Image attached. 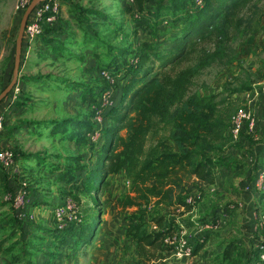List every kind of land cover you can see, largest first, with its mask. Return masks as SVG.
<instances>
[{"label": "rangeland", "instance_id": "obj_1", "mask_svg": "<svg viewBox=\"0 0 264 264\" xmlns=\"http://www.w3.org/2000/svg\"><path fill=\"white\" fill-rule=\"evenodd\" d=\"M25 1L0 0V91L12 79L15 39L28 5ZM56 1L59 19L55 24L58 31L54 33L58 42H65L63 49L69 51L68 56L65 57L64 52L59 57L40 56L43 52L37 46L42 41H37V38L30 46L22 47L19 80L17 76L18 93L14 98L5 97L7 103L4 105L0 102V152L11 156L7 167L0 162V264H146L149 261H155L156 264H226L222 262L219 246L229 240L231 233L235 236L243 232L239 230H243L249 221L247 211L238 204L241 200L244 206L247 199L241 190L260 193L259 197L248 200L253 224L250 226H259L264 219V178L261 184L263 188L257 184L258 177L264 172L261 166L264 157L261 165L256 162L260 149L264 148V0H250L243 7L240 15L243 14L246 20L250 19L251 23L245 31L242 26L241 31L231 37V64L206 68L194 78L191 87V92L200 95L220 93L224 105L235 109L234 114L240 109L246 110L253 119L251 130L244 123L239 136L231 135L228 145L215 156L219 166L215 169L214 183L186 196L194 197L191 210L197 216L186 215L180 219H186L188 224L190 220L202 221L209 227L206 230L209 242L207 248L204 250L203 246L201 251L211 256L202 258V261L171 258L170 254L159 259L157 252L151 260H142L134 243L125 234L128 218L135 209L122 210L116 203V199L122 197L128 189L124 171L114 176L101 177L92 193L85 190L88 176L102 172L97 165L98 150L103 140L99 132L105 128L108 116L105 111L99 117L92 115V104L88 99H92L94 94L97 97V92L100 95L102 90H110L112 98L117 87L124 84L122 79L116 80V75L119 77L122 74L121 63H128L125 57L127 53L135 56L142 52L140 39L145 32L135 27L132 14L127 11L126 2L131 0ZM176 30L166 26L158 35L157 45L165 46V38L171 37ZM73 36L80 38L70 42ZM153 38L155 40V35H150L149 40ZM85 41L87 45H84ZM76 56L77 60L65 62ZM102 67L112 68L115 76L112 85L100 77ZM48 77L53 80L46 81ZM21 84H24V89ZM241 84L247 89L239 93L229 92ZM86 89L92 90V93L86 95ZM28 101L32 102L30 107L31 102ZM37 102H42L39 103L41 109L35 108L39 105ZM12 103H18L25 110L22 116L11 119L15 122H7V117H15L9 111L14 107L10 105ZM47 118L57 120L51 133L46 130L50 125L47 120L44 121ZM78 118L86 120L91 131L85 129L83 134H77L81 141L80 145L74 146L81 152L72 149L68 151L60 144L62 139L71 144V139L63 135H68L67 130L73 128L75 121L79 123ZM21 119L30 121L26 126L27 133L21 132V129L24 130L21 126H16ZM108 124H111L110 120ZM39 130L46 133L38 135ZM95 135H98L97 139L93 140ZM48 150L51 152L49 155ZM56 151L58 154H54ZM73 152H85L84 158L72 156ZM73 169L74 176L71 178ZM55 171L59 173H53ZM256 172L257 176L254 177ZM59 177L72 179L73 184L62 182L56 185L54 182ZM245 182L250 184V189L245 190ZM51 193L54 194V202L58 204L49 200L52 198ZM36 194L37 197H31ZM20 195L26 202L23 206L15 207L14 199ZM68 202L75 206L77 220H69L67 214L64 216L65 230L60 231L62 229L55 226V206ZM211 205L217 211L222 209V213L219 212L218 217L212 214L213 219L209 217L205 221L202 216L208 211L206 207L213 211ZM152 215L163 216L164 226L175 228L174 233H177L179 212L159 206L152 208ZM91 217L96 218L93 223L96 226L95 232L86 244H80L77 239L81 232L80 222L77 221L81 219L82 222ZM222 218L225 220L223 223L220 222ZM153 224L146 221L147 232H154ZM70 226L74 227L75 232L71 231ZM229 228H232V232ZM258 231L261 236L260 229ZM251 237H257L256 230L252 231ZM111 250L114 255L108 261H103L101 256ZM238 252L242 254L243 263L251 264L242 247L238 248Z\"/></svg>", "mask_w": 264, "mask_h": 264}, {"label": "trees", "instance_id": "obj_2", "mask_svg": "<svg viewBox=\"0 0 264 264\" xmlns=\"http://www.w3.org/2000/svg\"><path fill=\"white\" fill-rule=\"evenodd\" d=\"M249 1L201 0L198 4L197 0H131L127 6L135 27L145 32L140 39L142 52L135 56L126 52L128 63H121L122 74L116 75V80L126 81L119 91L118 102H121L118 106L114 92L104 110L108 116L105 128L99 132L103 140L97 155L102 172L88 176L85 190L92 193L103 176L126 173L128 189L116 203L122 210L135 209L128 218L125 234L142 260H151L156 252L157 258L163 259L173 249L165 239L174 234L175 228L164 226V217L153 216L152 208L187 211L191 205L185 202L186 196L214 183L215 169L219 166L215 156L229 143L235 109L224 105L220 93L200 95L191 92V87L194 78L206 68L231 64V37L242 26L244 31L250 27L251 20L240 15ZM58 19L59 14L56 22L43 24L37 40L51 41L45 36L58 31L55 26ZM166 26L177 30L165 38V46L161 47L157 45L158 35ZM150 35H155V40H149ZM243 85L229 92H242L247 89ZM94 97L95 94L88 99L92 105L97 103ZM83 127L91 131V126ZM72 134L69 139L81 141L78 132ZM95 219L77 221L80 222L81 232L77 237L80 244H86L93 236ZM147 220L154 223V232L146 231ZM190 244L192 255L203 247V241L194 244L190 240ZM238 248L241 246L234 240L226 241L221 251L222 262L246 264ZM248 253L247 260L253 264L257 252Z\"/></svg>", "mask_w": 264, "mask_h": 264}, {"label": "crops", "instance_id": "obj_3", "mask_svg": "<svg viewBox=\"0 0 264 264\" xmlns=\"http://www.w3.org/2000/svg\"><path fill=\"white\" fill-rule=\"evenodd\" d=\"M128 5H130V1H128V2H126ZM63 30L65 31V33H68V31H67V29L65 28H63ZM69 36V35H68ZM46 38H51V41H49V42H39V44H40V46H37V48L38 49H40V52H43V53H40V56H56V57H59V56H62L61 54H62V52H64L63 54H64V56L66 57V56H68V54H69V51H67V50H64L63 48H64V43L65 42H63V43H59L57 40H56V34L54 33V32H51L50 34H49V36H45ZM65 37V34H64V36H63V38ZM62 38V39H63ZM80 38V36L79 37H71L70 38V42H73V41H78V39ZM38 41V40H37ZM91 44V43H90ZM84 45H87V43H86V41L84 42ZM74 59L75 60H77L78 59V57L76 56L75 58H72V59H66L65 60V62L67 63V62H69V61H74ZM93 63L95 64V62L93 61ZM21 66V65H20ZM101 67V66H100ZM111 68V67H110ZM102 69H104V67H102ZM106 69V68H105ZM21 72V69L19 68V73ZM22 75V74H21ZM18 76H19V78H18V80L20 79V75L18 74ZM45 78H42L41 80H44ZM50 80H53V79H51V77H48L47 79H46V81H50ZM123 80V82L125 83L126 81H125V79H122ZM35 81H38V80H35ZM62 82H64L65 80H64V78H62V80H61ZM53 82V81H52ZM121 86H123V83H122V85H120V86H118V89H116V91H115V94L117 93V96H116V103L118 102V97H120V88H121ZM24 87V84L22 85L21 84V88H23ZM24 89V88H23ZM76 90H78L77 88H75ZM84 92H86V90H84ZM95 93H96V91H94ZM87 94H88V91L86 92ZM85 93V94H86ZM86 94V95H87ZM74 100V99H73ZM74 101H76V100H74ZM3 102V105L5 104V103H7V101H6V99H4V101H2ZM2 102H1V104H2ZM31 101H28V103H30ZM121 102V101H120ZM120 102H118L117 104H118V106L120 105ZM25 104L27 103V102H24ZM39 103H42V102H37L36 104H39ZM32 104V102L29 104V107H30V105ZM77 103L75 102L74 103V105H76ZM116 104V105H117ZM10 105H14V107H12L9 111H10V113H11V115L12 116H15L14 118H11V117H7L6 118V121L7 122H15V121H12L11 119H15V118H18V117H20V116H22L21 115V113H23L22 111H24L25 109L24 108H22L23 106H18L19 104L17 103V104H10ZM41 104H39L37 107H35V108H37V109H41L40 106ZM48 121L49 123H50V125H49V127L46 129L47 131H48V133H51V129H52V127L55 125V124H57V120L56 119H51V118H47V119H45L44 121ZM77 122H79V123H77L76 124V121H75V123H73L74 124V126H73V128H71L70 130H67L68 131V135H63V136H65V138H69L68 136H71V134L72 133H74V132H78V134H83L84 133V131H85V128L83 127V125H86V120H84V119H80V118H78L77 119ZM28 124H30V121H29V119H21V120H19L18 122H17V124H16V126L19 128V126H21V128H24V130L23 129H21V132H25V133H27L28 132V129L26 128V126L28 125ZM33 124H35V123H33ZM17 128V129H18ZM38 133V135H44V133H46V131H43V130H39V132H37ZM40 133V134H39ZM55 135H57V134H55ZM58 136V135H57ZM55 139H57V138H55ZM63 141L61 142V147H64L66 150H71L72 149V151H76V152H81V150L80 149H78V147H76V146H74L75 144H78V145H80L79 144V142L80 141H77L76 139H71V144H69V141H64V139H62ZM74 141H76L75 143H74ZM82 147V146H81ZM264 150L263 149H260V154H259V157L257 158V160H256V162H257V164L258 165H261L260 163H261V161H262V157H264ZM47 154L49 155V154H51V152L48 150L47 151ZM54 154H58L57 153V151L54 153ZM84 155H85V152L84 153H72V156H74V157H76V156H79V157H83L84 158ZM67 157H69V155L67 156ZM58 166V165H57ZM57 166H55V167H57ZM262 167H264V158H263V164L261 165ZM257 169H259V167L257 168ZM75 171V169H73V171L71 172V178L74 176L73 175V172ZM53 173H59V172H57V171H55V172H53ZM257 176V172L254 174V177H256ZM58 179V178H57ZM64 183V182H67V185H72L73 184V180L72 179H66L65 177H59V179H58V181H56V182H54L56 185H60L61 183ZM245 184V183H244ZM263 188V187H262ZM249 193H246V192H243L242 190H241V193H242V195L244 194V197L246 196V203H245V205L243 206V204L241 203V200L239 201V207H241V209L242 208H244L246 211H247V216H248V219H249V221H248V223H247V225H246V227L242 230V229H240L239 231H243V232H241V233H237V235H233V233H231L232 235H229L228 237H229V240H234L235 241V243H237V244H239L243 249H244V255L246 254V253H248V252H250L251 250H254V241H255V238L253 237H251V233H252V231H254V230H256V234H257V237L259 236V234H258V229L256 228H254V226H255V224H254V226L252 227V226H250L251 224H252V221L250 220L251 218H252V214L250 213V211H251V205L249 204V201L252 199V197L253 198H257V197H259V194L258 193H255V194H253L251 191H248ZM263 193V192H262ZM51 196H52V198L50 197V196H46V197H50L49 198V200L52 202V203H55V204H58V203H56V202H54V194L53 193H51ZM31 197H37V194H36V196L34 195V196H31ZM57 198V197H56ZM34 199V198H33ZM240 199H241V196H240ZM249 200V201H248ZM242 202H243V200H242ZM212 206V205H211ZM212 208H213V206H212ZM205 210H208L206 213H204L203 214V216L202 217H204L205 218V221L209 218V217H213L214 215H215V217H218L220 214H219V212H221L222 213V209L220 210V211H217L215 208H213V211L211 212L210 211V209H209V207H206L205 208ZM177 212H179V215H178V218H177V220H176V222H177V226H178V230L179 231H184L185 233H186V235H187V237H189L190 238V240L194 243V244H197V243H200V242H202L203 241V246H204V250L207 248V243L209 242V238H205L204 237V235H206V230L209 228L208 227V224H205V223H202V221H198V220H190L191 222H189V224H188V222H187V220L186 219H183V220H181L180 219V217H186V215H188V216H190V215H193L192 217H195V215L197 216V213H193V211L191 210V207H190V209L189 210H187V211H184L182 208H180V209H178L177 210ZM212 214H214L213 216H212ZM229 214V213H228ZM208 215H210V216H208ZM222 215V214H221ZM227 216V215H226ZM191 217V218H192ZM262 217H264V212H263V214H262ZM227 218V217H226ZM201 219V218H200ZM213 219V218H212ZM264 220V219H263ZM217 221V220H216ZM223 221H225L223 218L220 220V222L221 223H223ZM187 223V224H186ZM253 225V224H252ZM248 226V227H247ZM257 226V225H256ZM181 229V230H180ZM253 229V230H252ZM177 230V231H178ZM229 230L232 232V228H229ZM212 231V230H211ZM208 233V232H207ZM239 234V235H238ZM128 238H130V237H128ZM131 240V239H130ZM132 241V240H131ZM103 244V241L101 240V244L100 245H102ZM224 245H220L219 247H221V251H222V247H223ZM136 247V246H135ZM113 248H114V246H113ZM136 249V248H135ZM104 252V251H103ZM111 255H114V252H113V250H111V251H105V256H101V258H103V261H108V259L111 257ZM248 255H249V253H248ZM170 256H171V258H175V256H173L171 253H170ZM173 256V257H172ZM211 256V254H209V253H207V252H203V251H201V250H199L196 254H194V255H192V257H190L189 259H194V260H199V261H202V258H206V257H210ZM112 259V258H111ZM184 259H186V258H183V260ZM188 259V258H187ZM112 260H114V259H112ZM164 261H168V260H164ZM167 263V262H166Z\"/></svg>", "mask_w": 264, "mask_h": 264}, {"label": "built area", "instance_id": "obj_4", "mask_svg": "<svg viewBox=\"0 0 264 264\" xmlns=\"http://www.w3.org/2000/svg\"><path fill=\"white\" fill-rule=\"evenodd\" d=\"M26 4H29V0L25 1ZM198 4H201V0H197ZM58 4L56 0H44L38 2L33 9L31 10L28 19L26 21L25 27H24V35H23V47H28L32 44V42L37 38V36L40 34L42 30L43 24H51L53 22H56L58 18ZM136 60H132V63H135ZM100 77L105 78L108 85H112L115 80V76H113L112 72L108 71L107 69H102L100 71ZM110 83V84H109ZM19 86L16 83L7 96L14 98L16 94L18 93ZM99 95V98L97 97L96 104L92 105V110H94L95 116L99 117L106 107L111 103L110 100V90L104 91ZM6 96V97H7ZM244 123H247L248 128L251 130L253 127V119L250 117L248 112L246 110H238L235 112V114L231 117V126H230V134L233 137L239 136V133L242 130V127ZM98 135H95L94 139H97ZM0 162L7 167L9 163L11 162V156L8 153H2L0 152ZM264 178V172L261 173V175L258 177L257 184L258 187L261 186L262 180ZM250 184H244L245 190L250 189ZM262 187V186H261ZM260 187V188H261ZM25 194V191H23V194ZM194 198L192 195L186 197L185 202L189 205L193 203ZM26 202L23 201L22 196H18L14 199V205L15 207H20L21 205ZM55 221H56V228L57 229H64V216L69 214V220H76L77 216L75 215V206L72 203H64L60 205L55 206ZM264 221V220H263ZM262 221L259 226H254L256 229H260L261 236H258L255 238L254 241V250L257 252V259L253 264H264V222ZM66 223V222H65ZM181 230V229H180ZM176 233V232H175ZM173 234L171 237H167L165 241H167L169 244L173 245V249L170 252L173 256L176 258H190L192 257V244H190V238L187 237L186 233L184 231H177L176 234ZM146 264H156L155 261H149Z\"/></svg>", "mask_w": 264, "mask_h": 264}, {"label": "water", "instance_id": "obj_5", "mask_svg": "<svg viewBox=\"0 0 264 264\" xmlns=\"http://www.w3.org/2000/svg\"><path fill=\"white\" fill-rule=\"evenodd\" d=\"M40 1L44 0H31L30 3L27 5V8L25 9L23 16L21 18L19 29L17 32V36L15 39V46H14V57H13V67H12V79L11 81L0 91V102L3 100L12 87L16 84L17 76L19 72L20 67V60H21V50H22V43H23V35H24V27L26 24V21L28 19V16L33 9V7Z\"/></svg>", "mask_w": 264, "mask_h": 264}]
</instances>
